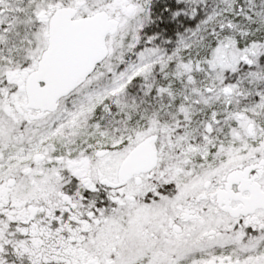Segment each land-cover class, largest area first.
<instances>
[{"label":"snow or ice","instance_id":"6c2138e0","mask_svg":"<svg viewBox=\"0 0 264 264\" xmlns=\"http://www.w3.org/2000/svg\"><path fill=\"white\" fill-rule=\"evenodd\" d=\"M0 264H264V0H0Z\"/></svg>","mask_w":264,"mask_h":264}]
</instances>
